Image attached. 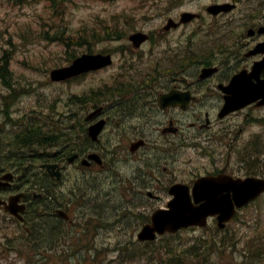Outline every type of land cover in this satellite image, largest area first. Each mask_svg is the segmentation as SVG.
<instances>
[{"label": "flooded vegetation", "instance_id": "flooded-vegetation-1", "mask_svg": "<svg viewBox=\"0 0 264 264\" xmlns=\"http://www.w3.org/2000/svg\"><path fill=\"white\" fill-rule=\"evenodd\" d=\"M167 22L155 31L135 28V32L148 35V40L139 47L130 40L133 33L122 32L121 29L126 28L121 26L115 27L114 37L107 39V43L119 46L96 51L97 54L112 55L113 65L81 75L77 77L78 81L88 75L96 78V74L116 66L119 70L104 86L97 85L77 97L80 111L76 113L73 126L74 141L68 140L60 150L50 152V161L43 163L59 165L53 171L59 173V177L40 166L37 182L33 180L31 184L30 177L22 183L16 177L10 187L0 188V196L5 201L14 195H23L17 215L10 214L4 207L0 209V245L3 231L9 229L4 222L13 224L18 230L16 233L25 229L26 238L31 241V233H38L33 227L36 217H44L46 229L49 228L50 237L54 238L53 243L45 244L49 245L45 248L48 252L63 248L66 253L69 248L68 254L112 253L115 248L106 247L100 251L98 246L99 233L106 227L101 228L98 220L100 200L90 195L95 186L99 191H108V201L113 198L114 191L131 192L130 204L124 208L122 216L144 223L143 227L151 221L155 211L167 209L174 198L171 190L177 184L190 190L193 203L201 205L202 202H197L194 197L193 188L202 177H220L226 187L229 182L264 179V171L254 167L259 161V132L255 127L260 126L258 112L264 110V106L255 102L220 117L227 97L233 91L232 80L236 75L245 73L252 85L258 83L259 77L264 80V71L258 79L253 74L256 63L264 59V52L258 51L264 43V35L256 33L251 38L226 40L217 60L199 64V70L195 72V50L191 39L187 43L192 52L182 57L178 50L185 48L183 42L170 39L172 32L188 24L167 29ZM119 59L121 62L117 64ZM206 68H217V71L203 78L202 71ZM170 94L172 97L163 103V98ZM262 122L264 126V118ZM93 126L100 127L96 139L90 134ZM191 151H195L202 161L206 157L215 159L218 155L222 160L219 163L213 161L209 168L202 164V167L180 173L174 166L176 158ZM91 155L98 158L90 161ZM74 156L78 158L69 164V159ZM30 170L31 166L28 171L31 175ZM72 171H75V178ZM89 174L95 175L96 183L81 182L76 176L81 175L85 180ZM73 179L76 192L69 193L71 198L55 189ZM253 204L244 207L237 219L243 222L242 212ZM111 214L112 211L106 213L107 216ZM237 219L219 231L218 217L211 216L206 228L190 227L185 231L202 230L208 236L222 234L226 237L232 233L230 225ZM190 259H194V253H189Z\"/></svg>", "mask_w": 264, "mask_h": 264}, {"label": "rangeland", "instance_id": "rangeland-1", "mask_svg": "<svg viewBox=\"0 0 264 264\" xmlns=\"http://www.w3.org/2000/svg\"><path fill=\"white\" fill-rule=\"evenodd\" d=\"M224 2L235 0H120L117 3L108 0H0V53L4 50L8 52L6 57L9 60V71L13 72L11 80L15 88L12 93L0 78V153L23 152L31 155L30 149L21 150L16 142L18 134L23 130L19 127L21 124L41 123L46 128L44 130H49L50 134L54 130L60 135L58 144L61 146L68 140L74 141L72 126L75 125L76 113L80 111V108H77L76 96L97 85L104 86V83L111 81V75L119 68L116 66L108 72L96 74V78L88 75L81 81L74 79L61 83L53 82L50 73L70 63L73 55L91 50L94 52L99 49L117 48L119 44L109 45L107 40H103L114 36L110 34V30L115 27L121 26L127 31L135 28L155 31L166 23L169 17L179 20L181 14L186 11L201 13L203 17L183 29L181 27L175 30L170 39L176 43L183 42L182 47L185 48L178 50L181 57L189 51L192 52L187 43L191 39L196 54L210 55L212 59L217 60L221 45L226 40L250 38V29L264 26V0H239V6L229 15L213 17L207 14L208 6ZM132 32L134 30L130 31ZM75 43L81 45L77 46ZM120 62L121 59L117 64ZM198 65L194 68L195 72L199 70ZM258 114L261 119L264 118V110H260ZM255 130L259 132V161L254 167L264 171V126H256ZM55 147L50 146L46 150L47 153L60 150ZM43 151L45 149L40 148L36 153L43 155ZM13 155L15 157L16 154ZM220 157H206L202 161L195 155V151L185 152L178 155L174 166L180 173L197 166L202 167V164L209 168L213 161L219 163L222 160ZM21 159L22 157L18 158ZM39 159L40 156L34 159L31 156V165L27 163L26 166L40 165ZM234 159L235 155L232 157V160ZM72 172L75 178V171ZM76 176L81 182H97L92 174L87 175L85 180L81 175ZM75 185L73 179L57 190L71 198L69 193L76 189ZM112 193L113 198L110 201L108 191H99L96 186L90 193L92 198L98 197L100 200L98 220L101 227H106L100 231L97 240L100 251L106 247L116 249L112 253L107 251L108 254L99 253L97 256L100 264H262L264 261L261 252L264 251V198L257 201L256 206L242 212L243 222L237 219L230 225L229 230L235 234H228L227 244H233L231 246L234 248L225 246L219 253H211L206 249V253H201L198 257L197 248H201L203 252L206 244L204 241L197 243V238L205 236L206 231H184L175 236H163L152 244L139 243L136 231L141 225L140 222L122 216L125 214L124 208L130 204L132 193L123 190ZM257 210L258 214H261L260 218L256 217ZM108 211L113 214L107 216ZM43 218H36L33 223L38 233H31L32 238L37 241L32 244L26 238L25 229H21L22 233H16L18 230L13 224L4 222V226L9 229L3 231L0 264H94L91 255L85 252L68 254L69 248L66 253L63 248H59L54 253L38 255L42 250L45 251V244L54 241ZM5 220L10 223V220ZM247 235L253 237L247 238ZM194 236H197L196 239ZM219 236L222 234L216 235ZM188 239L191 243H197L196 248L192 250L196 257L195 261L190 259L183 262L180 253L173 252L189 246L185 242ZM211 241L214 242L213 239ZM180 243L183 246H179Z\"/></svg>", "mask_w": 264, "mask_h": 264}, {"label": "water", "instance_id": "water-1", "mask_svg": "<svg viewBox=\"0 0 264 264\" xmlns=\"http://www.w3.org/2000/svg\"><path fill=\"white\" fill-rule=\"evenodd\" d=\"M234 5L231 4H222V5H213L208 8V12L214 15H218L221 12H230ZM193 18H195L194 14L186 13L183 15V22H189ZM252 32H250L251 34ZM139 35H135L132 38L137 39ZM109 62L100 57V56H92L85 55L81 58L76 59L70 67L62 68L54 70L51 73L52 80L54 81H63L74 76L79 75L80 73L102 67L107 65ZM260 68L264 69V62L260 64ZM213 70L205 69L204 74L207 75L211 73ZM203 74V75H204ZM260 94L256 97L251 94L249 90L243 89L241 91V97L236 102L235 106H231V102L224 108L221 115L243 107L252 101H255L259 98H263V101L260 104H264V83L260 85ZM171 95H168L170 97ZM91 135L96 138L97 132L95 128L91 129ZM75 158H71L70 162H72ZM44 167L49 170L55 168V165H45ZM203 181L207 182L210 185L213 181L209 179H203ZM209 188V187H208ZM203 193H206V189L202 190ZM234 198L236 200V204L238 206L243 205L244 203H248L250 200L256 198L259 194L264 192V181H246L243 185L238 186L233 189ZM212 204H208L207 206H203L200 208H194L189 205H185L180 201L178 203H174L172 210L167 214L157 213L153 218V226H146L143 231L140 233L139 237L141 240H153L155 238V232L164 233L166 231L175 232L179 228L188 227L190 225H204L206 217L209 213L215 214L220 213V221H226L231 219L234 213V205L232 204L229 195L227 198H223L221 200H215L212 197L210 198ZM174 209V210H173Z\"/></svg>", "mask_w": 264, "mask_h": 264}, {"label": "trees", "instance_id": "trees-1", "mask_svg": "<svg viewBox=\"0 0 264 264\" xmlns=\"http://www.w3.org/2000/svg\"><path fill=\"white\" fill-rule=\"evenodd\" d=\"M75 44L77 45L78 43ZM68 47H70V44H68ZM7 55H8L7 50H4L3 53H0V72L6 85L9 84V80H10V71L8 66L9 60L6 57ZM28 134L27 137L22 138L21 141L27 142L26 144H31V146L52 145L60 141L59 137L53 138L52 136L49 137L46 136V132L41 126H35L32 135H28Z\"/></svg>", "mask_w": 264, "mask_h": 264}, {"label": "bare ground", "instance_id": "bare-ground-1", "mask_svg": "<svg viewBox=\"0 0 264 264\" xmlns=\"http://www.w3.org/2000/svg\"><path fill=\"white\" fill-rule=\"evenodd\" d=\"M28 164H29V161H28ZM31 171V170H30ZM94 213V212H93ZM99 213V212H98Z\"/></svg>", "mask_w": 264, "mask_h": 264}]
</instances>
